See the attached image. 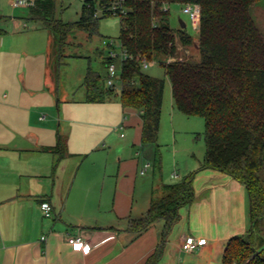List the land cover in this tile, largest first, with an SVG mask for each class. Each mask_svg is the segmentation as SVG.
<instances>
[{
	"label": "crops",
	"instance_id": "crops-1",
	"mask_svg": "<svg viewBox=\"0 0 264 264\" xmlns=\"http://www.w3.org/2000/svg\"><path fill=\"white\" fill-rule=\"evenodd\" d=\"M28 14L14 0H0V22L13 33L29 25L46 30ZM12 95L10 103L8 93L0 98V264H225L228 241L247 235L246 187L225 173L199 170L204 157L179 177L195 173L193 202L174 222L159 218L136 232L134 221L162 187L179 183L169 172L156 175L153 164L151 177L140 174L145 164L151 168L140 112L111 100L86 103L85 95L40 121L32 109L18 111ZM42 201L52 205L53 218H43ZM74 236L90 249L70 245ZM188 236L206 244L184 252Z\"/></svg>",
	"mask_w": 264,
	"mask_h": 264
},
{
	"label": "trees",
	"instance_id": "trees-1",
	"mask_svg": "<svg viewBox=\"0 0 264 264\" xmlns=\"http://www.w3.org/2000/svg\"><path fill=\"white\" fill-rule=\"evenodd\" d=\"M263 1L84 0L75 22L57 17L55 0H33L29 7L28 20L57 38L61 57L63 46L76 33L93 41L101 19H120L118 40L128 57L120 69L119 97L123 108L141 114L142 144L157 145L165 88L163 79L144 72L142 61L163 66L179 112L204 119L205 156L199 170L231 176L246 187L249 197V230L246 236L228 241L225 264H264V33L250 12ZM172 4L200 7L196 46L200 61L178 60V44L191 47L194 38L170 26ZM102 57L104 67L112 62ZM81 87L86 103H104L115 95V89L106 88L90 68ZM194 175L164 185L162 196L134 221L135 231L145 230L159 218L174 222L179 209L193 202ZM154 263L150 259L147 264Z\"/></svg>",
	"mask_w": 264,
	"mask_h": 264
},
{
	"label": "rangeland",
	"instance_id": "rangeland-1",
	"mask_svg": "<svg viewBox=\"0 0 264 264\" xmlns=\"http://www.w3.org/2000/svg\"><path fill=\"white\" fill-rule=\"evenodd\" d=\"M55 1L56 15L60 20L75 22L79 19L84 0ZM168 9L170 26L181 29L182 21L186 24L184 30L194 38L191 47L178 44V59L200 61V53L196 47L198 28L182 13L180 5L172 4ZM250 12L256 25L264 33V1L252 7ZM7 23L0 22V30L4 31L0 33V98L8 93L7 103H10L14 93L13 103L18 106V111L32 109L34 119L45 121L50 119L52 113H58V107L64 109L65 105L74 106L67 101L84 98L85 90L81 85L88 68L102 77L105 86L108 73L102 56L107 57L109 50L104 42L113 40L114 50L119 53L118 17L101 19L98 35L93 41H89L82 32L69 38V43L63 46L64 57L60 55L57 38L48 30L29 25L26 31L14 29L13 33L12 27ZM116 68L117 71L120 70L119 63H116ZM143 70L147 75L165 82L157 145L144 144L149 156L148 162L151 163L146 175L151 177L155 168L156 175L169 172L177 183L187 165L204 157L205 122L202 117H188L176 109L172 100L171 83L165 76L162 65L153 62ZM120 88V81H115V95L110 102L113 105L120 103ZM31 89L38 92L31 94Z\"/></svg>",
	"mask_w": 264,
	"mask_h": 264
},
{
	"label": "built area",
	"instance_id": "built-area-1",
	"mask_svg": "<svg viewBox=\"0 0 264 264\" xmlns=\"http://www.w3.org/2000/svg\"><path fill=\"white\" fill-rule=\"evenodd\" d=\"M14 5L18 7H27L29 8L30 6L33 5V1L30 0H15ZM167 10V8H165ZM182 13L184 15H187L189 17V20L191 24L195 25L199 31V23H200V14L201 10L200 7L196 4H188L182 8ZM104 45L108 48L109 54L108 58L112 60L111 63H109L106 66L108 76L105 81V87L110 88V89H115V81H119L118 77L120 74V70L117 71L116 68V63H119L120 69L121 65L124 60L127 59L128 55L127 52L119 45V53L115 52L114 46L115 42L113 40L104 42ZM179 60V59H178ZM174 59H168L167 62H172ZM150 63L147 61H142V69H147L149 67ZM122 128V127H120ZM149 168V164H145L143 169L140 171L141 175H144L147 169ZM40 209L42 211V215L44 219H51L53 218V207L48 201H42L40 203ZM42 241L46 240V236H43L41 238ZM68 243L70 245H73L77 249H80L82 251H88L90 249V244H88L81 236H74V237H69L68 238ZM206 244V240L204 239H195L192 236H188L185 238L181 249L184 252L190 253L198 248L204 246Z\"/></svg>",
	"mask_w": 264,
	"mask_h": 264
},
{
	"label": "water",
	"instance_id": "water-1",
	"mask_svg": "<svg viewBox=\"0 0 264 264\" xmlns=\"http://www.w3.org/2000/svg\"><path fill=\"white\" fill-rule=\"evenodd\" d=\"M181 29H185V24L181 21ZM120 79V77H118Z\"/></svg>",
	"mask_w": 264,
	"mask_h": 264
}]
</instances>
